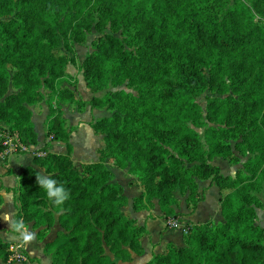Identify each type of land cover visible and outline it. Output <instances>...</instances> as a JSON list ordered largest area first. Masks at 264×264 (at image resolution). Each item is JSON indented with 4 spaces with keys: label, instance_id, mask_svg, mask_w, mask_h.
Masks as SVG:
<instances>
[{
    "label": "trees",
    "instance_id": "1",
    "mask_svg": "<svg viewBox=\"0 0 264 264\" xmlns=\"http://www.w3.org/2000/svg\"><path fill=\"white\" fill-rule=\"evenodd\" d=\"M215 6L219 15L208 12ZM254 15L264 19V0H0V158L9 139L36 145L29 108L49 94L47 141L13 189V221L31 224L38 242L59 226L44 246L50 264H126L142 254L146 227L130 217L108 160L137 177L142 193L131 210L156 203L168 228L184 216L176 192L188 194L190 213L203 200L198 181L225 192L222 223L186 225L182 247L168 244L146 264H264V229L255 222L256 194L264 191V23ZM91 29L99 36L80 71L88 90L106 92L80 104L111 115L90 124L103 135L98 160L78 167L75 128L65 127L52 103L76 100L63 86L66 68ZM123 84L133 91L111 90ZM229 91L207 97L204 109L196 102ZM52 142L66 152H51ZM233 150L248 159L234 177L224 176L212 160L238 163ZM37 173L63 184L69 199L54 206ZM9 248L0 237L1 264L14 262Z\"/></svg>",
    "mask_w": 264,
    "mask_h": 264
},
{
    "label": "rangeland",
    "instance_id": "2",
    "mask_svg": "<svg viewBox=\"0 0 264 264\" xmlns=\"http://www.w3.org/2000/svg\"><path fill=\"white\" fill-rule=\"evenodd\" d=\"M208 12L211 14L214 13V14L219 15L221 10L219 11V7L215 6L214 8L210 9ZM254 20L255 21L260 20L259 22L264 23V19H260L256 15H254ZM105 32H110L108 27L106 28ZM98 36H99V33L96 32L94 29H91L90 31L86 33V39L83 43L73 45L75 64L67 66L66 71L69 74V78L65 79V83H63V86L74 91L76 100L74 102L66 101V102L61 103L58 106H56L55 103H52L55 111H57V117L65 118V127L71 128L72 126L76 128V130L71 135L70 143L72 144V147H73L71 159L73 163L78 167H81L83 164L95 162L98 160L99 158L98 151L103 147V144H104L102 141L103 135L94 134L91 129L90 124L94 123L95 121H97L98 119L102 117H108L111 115V112L107 111L106 109H97L96 110L97 113H96L95 110L92 112L88 106L81 107V104H80L83 101H89L93 96L101 97L106 92V91L93 92V91L88 90L85 87V81L83 79L82 71H80L81 63L83 62L85 56L92 51L91 44ZM226 83L229 84L228 81H226ZM111 90L112 91L124 90L127 92L133 91V89L129 86H126V84H123ZM228 95H232L231 91L223 95H220L217 93L206 92L205 94L200 95L196 99V102L202 109H204L207 97L225 98ZM42 96L43 97L40 101H37L34 106L29 108V110L31 111V116H32V113L39 114L42 107L46 108L47 115H48L49 113L48 107H47V101L49 98L48 91L45 90ZM197 132L200 135L202 134V130H197ZM230 143H231V146L233 147L234 145L233 142L230 141ZM13 144L16 147H18V149H21L23 151L29 150V148L20 145L16 137L13 139ZM8 148L6 149V151L8 150ZM54 152H57V153L60 152L59 154H63L64 146L62 144H55ZM9 153H15V152L5 153L4 151L1 155V158L2 156L9 154ZM233 154L236 156V158L239 159L238 163L234 164L220 157H215L212 160V164L215 166H218L221 174L224 176L234 177L236 172L242 169L243 164L248 159V155L241 156L238 154V152L234 150H233ZM105 165L107 166L108 169L112 171L113 173L112 181L114 182V179L116 180V177L114 178V171H116L115 169H119V168L115 166L112 160L105 161ZM135 178L137 180V177ZM197 186H198L197 192L199 196H201L203 199L206 198V201H208L207 207L211 208L212 213L215 208V214H213V216L210 217L206 221V223L208 222H211L213 224L222 223L223 218L221 217V213H220V200L223 197L225 192L220 193L217 187L209 184V181H204V182L198 181ZM210 188H212V190H209ZM263 188H264V185L261 186V189ZM213 190L214 191L217 190V193H215ZM187 195H188L187 193H185L184 195H181L178 192L175 193V197L177 199V209L176 210L178 212L179 211L190 212L191 206L187 208L186 203H185ZM256 196L258 200L261 202V207L255 209V213H256L255 222L257 225H259L260 227L264 229V191L260 190L259 193L256 194ZM212 213L209 216H211ZM171 223H175V222L172 220L168 222L170 226L172 225ZM12 237H10L11 239L9 242L10 243L9 250L11 251L10 260L14 262L20 261L23 263L24 262L27 263L26 260L29 258V256L25 252L24 246L23 247L20 246V248H17V246L19 245V241L14 240ZM8 238H6V240H9ZM40 244H41L40 242H37L36 240H34V243L30 241L26 246L30 249L32 253H35L36 251L38 252L40 251L39 254H42V250H41L42 247H39ZM18 255L21 258H18L17 257ZM43 264H50V260L48 259V261L47 260L45 262L43 261Z\"/></svg>",
    "mask_w": 264,
    "mask_h": 264
},
{
    "label": "crops",
    "instance_id": "3",
    "mask_svg": "<svg viewBox=\"0 0 264 264\" xmlns=\"http://www.w3.org/2000/svg\"><path fill=\"white\" fill-rule=\"evenodd\" d=\"M90 109V108H89ZM91 110V109H90ZM97 109L91 110L92 112ZM47 115V110L45 107H42L40 113H32L31 122L33 124V130L36 134V145L29 146V150L24 154L9 153L2 158H0V187L10 189V192H0L3 203L0 207V237L5 242H10V237L14 234L10 228V222L13 221V217L16 213V202L13 197V189L17 188L19 178L23 170L28 166H33L32 158L33 153L40 149L44 143L47 141L44 123L45 117ZM72 127V126H71ZM76 130V128H75ZM72 135V134H71ZM71 138V136H70ZM61 144L58 142H52L50 146V151L54 152V145ZM63 145V144H62ZM75 151V150H74ZM64 148V153H65ZM73 152V151H72ZM59 154L60 152H54ZM63 153V154H64ZM72 155V154H71ZM72 158V157H71ZM89 158V157H88ZM107 167V166H106ZM110 170V169H109ZM114 171V182L119 183L124 191V195L128 199L127 211L131 218H133L139 226H145L147 233L141 238L142 254L133 255L132 260L126 264H146L149 262L153 255L160 254L164 252L166 245L172 244L175 247L183 246V234L184 227L190 224H203L215 214V208L212 213L211 208L207 207L206 198H204L196 207L193 212L188 211H179L184 216L180 222L173 228H168L166 223L160 218V211L158 206L154 205L152 209L140 210L134 212L131 210L132 200L138 197L142 193V189L136 180V178L127 173V169H115ZM8 171V172H7ZM111 171V170H110ZM112 173V171H111ZM113 177V173H112ZM213 188V187H212ZM210 188L209 190H212ZM214 191V190H213ZM217 193V190L214 191ZM212 213L211 216H209ZM5 214L9 217V221L6 222L4 217ZM27 230L33 234L34 240H36V232L31 229V224L25 226ZM60 230L59 226L56 224L49 231L45 239L40 242L39 247H42V254H39L38 251L32 253L30 249L25 245L24 250L29 256V258H35L38 260V263H23L20 261L13 262L11 264H43L48 259L50 260L49 255L44 253V246L47 243H50L54 240L56 233ZM9 237V238H8ZM8 238L9 240H6ZM37 241V240H36ZM38 242V241H37ZM1 264V261H0Z\"/></svg>",
    "mask_w": 264,
    "mask_h": 264
},
{
    "label": "clouds",
    "instance_id": "4",
    "mask_svg": "<svg viewBox=\"0 0 264 264\" xmlns=\"http://www.w3.org/2000/svg\"><path fill=\"white\" fill-rule=\"evenodd\" d=\"M37 185L42 188L48 200L54 206H61L65 201L69 199V193L66 191L63 184L58 185L55 179L51 177H45L39 173L35 176ZM5 221H9V217L5 214ZM10 228L12 230L13 239L19 241V246L23 247L33 240L34 236L21 222H10Z\"/></svg>",
    "mask_w": 264,
    "mask_h": 264
},
{
    "label": "built area",
    "instance_id": "5",
    "mask_svg": "<svg viewBox=\"0 0 264 264\" xmlns=\"http://www.w3.org/2000/svg\"><path fill=\"white\" fill-rule=\"evenodd\" d=\"M4 145H7L9 148H8V150L7 151H5V153H8V152H15V150L17 149V147L14 145V144H12V141H11V139H9V141H7V142H4ZM12 147H14V148H12ZM172 225L171 226H173V227H175L177 224L176 223H171ZM186 231L184 230V233H185ZM17 248H20V246L18 245L17 246ZM19 253V252H18ZM18 258H21L19 255L17 256Z\"/></svg>",
    "mask_w": 264,
    "mask_h": 264
}]
</instances>
